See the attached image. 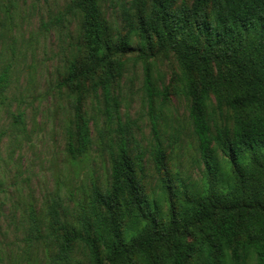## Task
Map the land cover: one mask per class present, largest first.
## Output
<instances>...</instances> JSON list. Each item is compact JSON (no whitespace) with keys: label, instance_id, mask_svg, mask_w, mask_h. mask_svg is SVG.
<instances>
[{"label":"trees","instance_id":"1","mask_svg":"<svg viewBox=\"0 0 264 264\" xmlns=\"http://www.w3.org/2000/svg\"><path fill=\"white\" fill-rule=\"evenodd\" d=\"M119 7V28L105 18L101 0H72L55 18L79 23L59 83L72 99L67 157H88L89 95L105 123L122 128L114 91L123 58L136 51L151 110L154 98L185 99L200 177L170 172L151 116L158 183L149 185L143 154L132 156L122 128L110 139L106 185L91 184L74 209L53 201L44 219L31 212L28 246L43 247L44 264H82L76 247L86 264H264V0H121ZM171 57L177 69L157 88L152 63ZM8 76L4 68L0 101ZM215 112L226 121L219 124Z\"/></svg>","mask_w":264,"mask_h":264},{"label":"rangeland","instance_id":"2","mask_svg":"<svg viewBox=\"0 0 264 264\" xmlns=\"http://www.w3.org/2000/svg\"><path fill=\"white\" fill-rule=\"evenodd\" d=\"M72 0H0V72L8 69V85L0 101V264H44L41 245L28 246L29 215H42L51 202L67 209L89 194L91 184L104 187L108 180L110 139L128 136L132 156L143 154L146 180L154 187L161 174L154 169L152 117L168 154L170 172L198 181L200 163L188 124L187 103L170 95L165 104L154 98L152 110L143 91V68L133 51L124 59L116 81L122 128L108 126L97 100L89 95L83 110L90 117L91 148L87 158L71 161L66 153V128L71 115V94L59 86L66 62L75 49L77 17L60 25ZM131 1V0H125ZM121 0H101L105 18L113 28L122 26ZM4 5L8 7L5 13ZM132 47L137 50L136 40ZM157 88L168 84L176 71L174 59L152 63ZM219 124L225 114L215 112ZM117 131V132H116ZM64 221L69 217L61 213ZM42 219V221H43ZM74 257L86 264L81 247Z\"/></svg>","mask_w":264,"mask_h":264}]
</instances>
